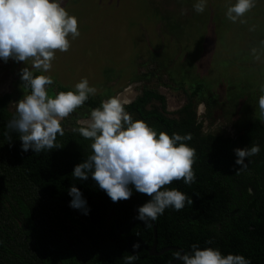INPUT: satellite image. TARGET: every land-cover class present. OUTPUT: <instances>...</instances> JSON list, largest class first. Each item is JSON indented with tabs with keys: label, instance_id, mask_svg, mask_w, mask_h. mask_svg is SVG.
I'll return each instance as SVG.
<instances>
[{
	"label": "trees",
	"instance_id": "16d2710c",
	"mask_svg": "<svg viewBox=\"0 0 264 264\" xmlns=\"http://www.w3.org/2000/svg\"><path fill=\"white\" fill-rule=\"evenodd\" d=\"M26 93L29 89L25 86ZM73 89L58 85L59 91ZM195 94V93H194ZM197 94V92H196ZM13 94H0V264H125L140 242L134 264H168L177 250L151 255L154 225L158 250L192 245L219 248L223 255L242 254L251 264H264V121L249 122L236 139L205 134L191 96L170 116L165 95L146 89L126 106L133 119H143L157 134H191L186 141L196 151V179H183L165 187L176 188L193 200L179 211L167 208L148 224L136 219L135 208L149 197L133 188L127 200L113 202L89 177L80 181L71 173L91 154L90 139L76 128L57 135L59 148L24 152L19 134L6 125L15 114ZM101 96L82 105L88 114L100 106ZM158 102L159 105L155 104ZM78 128V127H77ZM259 144L261 151L238 170L234 149ZM75 184L87 200V215L69 206V187ZM114 213L113 216L111 214ZM150 224V226H149ZM177 264V263H175Z\"/></svg>",
	"mask_w": 264,
	"mask_h": 264
},
{
	"label": "rangeland",
	"instance_id": "374dc122",
	"mask_svg": "<svg viewBox=\"0 0 264 264\" xmlns=\"http://www.w3.org/2000/svg\"><path fill=\"white\" fill-rule=\"evenodd\" d=\"M196 2L62 0L77 18L80 35H69L67 51H55L47 73L53 79L49 94L58 93V85L74 88L82 78L103 101L117 94L133 101L152 89L165 95L170 116L193 96L201 131L236 139L260 118L264 0H256L236 22L226 16L235 0H207L203 13L194 10ZM22 67L23 62L0 60V94H13V110L27 94ZM89 116L80 106L62 127L77 128Z\"/></svg>",
	"mask_w": 264,
	"mask_h": 264
},
{
	"label": "clouds",
	"instance_id": "9594fccd",
	"mask_svg": "<svg viewBox=\"0 0 264 264\" xmlns=\"http://www.w3.org/2000/svg\"><path fill=\"white\" fill-rule=\"evenodd\" d=\"M206 3L207 0H197L193 8L203 13ZM255 3L256 0H235L227 8L226 16L236 22ZM69 35L72 39L80 35L78 20L62 6V0H0V60L23 62L19 75L29 89L16 102L15 114L6 125L8 131L19 134L24 152L59 148L56 137L64 135L62 121L97 92L87 78H82L73 89L55 95L48 92L53 79L47 73L55 51L69 49ZM260 91L259 116L264 118V85ZM130 103L123 94L110 96L90 112L88 119L78 121L80 126L74 131L92 141V152L74 166L71 175L80 181L91 177L113 202L129 199L133 188L146 194L149 199L138 206L136 219L148 224L167 208L179 211L186 202L193 204L184 192L165 186L181 179L185 184L195 181L196 151L186 143L191 134H157L143 119H133L126 111ZM260 151L259 144L235 148L238 170L246 169V160ZM68 194L69 206L87 215L90 209L81 190L72 184ZM140 246L139 241L132 244L134 253L123 257L125 264H134L138 259L135 250ZM174 259L177 264H251L242 254L223 255L219 248H201L196 244L190 252L177 250Z\"/></svg>",
	"mask_w": 264,
	"mask_h": 264
},
{
	"label": "water",
	"instance_id": "95a60500",
	"mask_svg": "<svg viewBox=\"0 0 264 264\" xmlns=\"http://www.w3.org/2000/svg\"><path fill=\"white\" fill-rule=\"evenodd\" d=\"M137 213H138V210H137V208H135V214H137ZM113 215H114V213L111 214V216H113ZM153 225H154V228H153L154 229V244L152 245V247L149 250L151 255H161V254L165 253L168 250H180V251L183 252L182 248H180L178 246L166 247V248H163L162 250L159 251L158 248H157V245H158L157 226H156V224L154 222H153ZM175 263H177L176 260H174V261H172V262H170L168 264H175Z\"/></svg>",
	"mask_w": 264,
	"mask_h": 264
}]
</instances>
